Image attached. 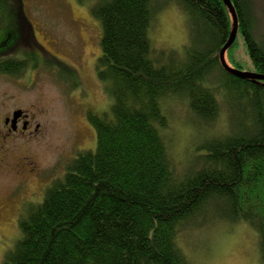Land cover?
<instances>
[{
  "label": "trees",
  "instance_id": "trees-1",
  "mask_svg": "<svg viewBox=\"0 0 264 264\" xmlns=\"http://www.w3.org/2000/svg\"><path fill=\"white\" fill-rule=\"evenodd\" d=\"M233 2L239 29L226 53L241 34L254 71L264 74V43L255 36L252 14L243 0ZM180 3L189 41L182 56L172 52L161 61L149 35L153 0L93 2L103 29L98 76L110 81L112 111L89 113L96 149L81 150L44 199L26 207L22 236L5 264H192L178 244L180 225L210 207L221 219L246 221L258 232L264 264V79L222 67L219 53L232 30L224 0ZM19 5L0 0V11L16 6L20 16ZM4 25L2 53L12 48L5 47L11 30ZM22 62L0 56V69ZM166 96L186 98L204 122L218 116L223 98L237 117L231 132L203 143L199 165L182 176L161 132Z\"/></svg>",
  "mask_w": 264,
  "mask_h": 264
},
{
  "label": "rangeland",
  "instance_id": "rangeland-1",
  "mask_svg": "<svg viewBox=\"0 0 264 264\" xmlns=\"http://www.w3.org/2000/svg\"><path fill=\"white\" fill-rule=\"evenodd\" d=\"M19 1L20 16L16 6L0 11V32L5 23V30H11L5 47L12 45L2 53L3 46L0 56L25 61L9 66L10 70L0 69V114L23 108L40 126L27 140H20L10 165L0 173V264H5L7 252L22 236L20 219L26 207L44 199L81 150L96 149L97 132L89 113H110L114 100L108 90L110 81L98 76L103 29L93 12L95 0ZM243 1L252 14L255 36L264 43V0ZM153 6L149 35L154 56L161 61L172 52L182 56L189 27L180 0H156ZM227 54L244 70L254 71L241 34L226 58ZM162 105L167 124L161 132L180 176L197 168V157L207 139L234 128L223 98L219 114L211 122L198 118L184 97L166 96ZM23 156L35 160L37 170L19 175L16 163ZM212 209L180 225L178 244L192 264H260L258 232L246 221L221 219Z\"/></svg>",
  "mask_w": 264,
  "mask_h": 264
},
{
  "label": "flooded vegetation",
  "instance_id": "flooded-vegetation-1",
  "mask_svg": "<svg viewBox=\"0 0 264 264\" xmlns=\"http://www.w3.org/2000/svg\"><path fill=\"white\" fill-rule=\"evenodd\" d=\"M34 118L35 116L30 117L23 108H13L7 113L0 114V173L10 165L11 153L20 140H27V137L39 130L40 125L33 122ZM28 148H31V144ZM19 162L16 163L19 175L34 172L38 168L35 160L30 156H23L22 162Z\"/></svg>",
  "mask_w": 264,
  "mask_h": 264
},
{
  "label": "water",
  "instance_id": "water-1",
  "mask_svg": "<svg viewBox=\"0 0 264 264\" xmlns=\"http://www.w3.org/2000/svg\"><path fill=\"white\" fill-rule=\"evenodd\" d=\"M225 4L227 5L231 17H232V30L231 35L228 38L227 42L223 45V47L220 50L219 53V59L222 67L236 75L242 76V77H249V78H258V79H264V74L257 73L256 71H247L244 69H240L237 67H234L233 65L229 64L226 58V52L229 49V47L234 43L239 29V18L236 10V6L233 2V0H224Z\"/></svg>",
  "mask_w": 264,
  "mask_h": 264
},
{
  "label": "bare ground",
  "instance_id": "bare-ground-1",
  "mask_svg": "<svg viewBox=\"0 0 264 264\" xmlns=\"http://www.w3.org/2000/svg\"><path fill=\"white\" fill-rule=\"evenodd\" d=\"M155 1H156V0H153V5H154Z\"/></svg>",
  "mask_w": 264,
  "mask_h": 264
}]
</instances>
